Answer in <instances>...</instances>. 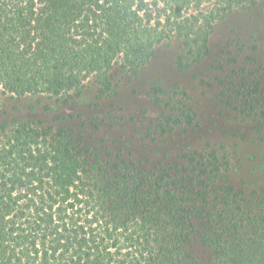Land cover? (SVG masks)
I'll return each mask as SVG.
<instances>
[{"label": "trees", "instance_id": "16d2710c", "mask_svg": "<svg viewBox=\"0 0 264 264\" xmlns=\"http://www.w3.org/2000/svg\"><path fill=\"white\" fill-rule=\"evenodd\" d=\"M258 1L0 0V99L74 104L90 80L111 97L114 70L138 76L163 43L190 69L209 54L216 23ZM230 78L229 102L263 115L256 71ZM151 91L157 101L166 92ZM173 104L166 124L191 123V109ZM0 264H264V181L236 186L214 150L145 170L74 126L2 121Z\"/></svg>", "mask_w": 264, "mask_h": 264}, {"label": "rangeland", "instance_id": "374dc122", "mask_svg": "<svg viewBox=\"0 0 264 264\" xmlns=\"http://www.w3.org/2000/svg\"><path fill=\"white\" fill-rule=\"evenodd\" d=\"M177 53L175 44L163 43L138 76L122 77L114 70L111 97L99 98L92 80L74 104L47 95H5L0 122L16 117L74 126L86 143L122 153L145 170L175 166L190 152L214 150L227 160L236 186L258 187L264 181V114L242 113L229 102V88L231 71L240 67L256 71L264 86V0L218 21L209 54L190 69L176 67ZM153 84L166 90L161 101L155 100ZM178 100L193 119L187 123L179 116V124L170 122V128L167 116Z\"/></svg>", "mask_w": 264, "mask_h": 264}]
</instances>
